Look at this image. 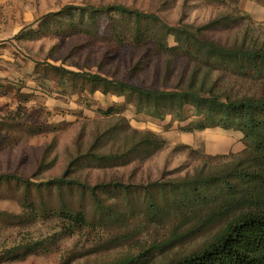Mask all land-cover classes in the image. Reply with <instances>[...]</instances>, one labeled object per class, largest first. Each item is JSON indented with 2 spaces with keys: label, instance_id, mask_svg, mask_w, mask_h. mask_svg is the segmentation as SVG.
<instances>
[{
  "label": "trees",
  "instance_id": "obj_1",
  "mask_svg": "<svg viewBox=\"0 0 264 264\" xmlns=\"http://www.w3.org/2000/svg\"><path fill=\"white\" fill-rule=\"evenodd\" d=\"M239 9L199 26H172L156 14L116 4L60 12L78 33L105 34L121 47H151L164 57L166 74L183 60L186 78L172 89H159L100 72L44 67L43 74L58 77V87L71 96L100 92L123 97L125 103L98 110L101 116L119 117L117 123L93 136L60 176L40 182L0 176V186L15 195L21 210L7 217L21 226L56 223V242L76 232L95 233L96 253L127 247L112 260L95 264H264V23ZM218 29H239L240 36L224 44L207 35ZM22 36L20 31L16 39ZM129 106L161 122L170 118L166 128L177 124L182 134L240 133L243 149L211 155L205 148L180 144L198 163L182 178L147 186L115 179L91 184L88 170L142 163L167 146L161 134L127 124L122 114ZM123 133L133 135L127 147L103 150ZM47 241L24 240L0 252V264L48 251L53 241Z\"/></svg>",
  "mask_w": 264,
  "mask_h": 264
},
{
  "label": "rangeland",
  "instance_id": "obj_2",
  "mask_svg": "<svg viewBox=\"0 0 264 264\" xmlns=\"http://www.w3.org/2000/svg\"><path fill=\"white\" fill-rule=\"evenodd\" d=\"M246 1L226 0L218 4L212 0H0V176L34 177L38 182L58 177L76 154L86 151L93 136L118 121L119 117H104L98 110L124 104L123 97L100 92L93 96H71L69 90L58 87V77L43 74L47 65L100 72L109 78L159 89H172L186 78L183 60L176 61L174 70L166 74L164 57L149 46L121 47L105 34L88 36L78 33L77 29L73 31L68 27L65 13H60L66 7L124 5L156 14L172 26L180 22L199 26L238 7L242 13L249 14ZM253 1L250 15L257 24H262L264 0ZM234 14L242 16L238 12ZM20 31L23 36L17 40ZM207 35L227 44L239 37L240 31L218 29ZM169 43L174 46L175 40L170 38ZM122 116L133 129L161 134L167 146L142 163L88 170L86 179L91 184L115 179L147 186L151 182L182 178L198 163L180 144L217 154L241 147L232 132L206 130L182 134L177 124L166 128L170 118L161 122L136 114L131 106ZM132 139V133H123L109 140L103 150L127 147ZM42 167L47 169L38 174ZM14 196L8 188L0 186V252L24 240L47 239V243H53L48 251L4 264H95L110 261L127 251V247H118L96 253L94 235H91L95 233L87 231L60 235L62 238L56 242L52 237L59 229L51 221L18 225L7 217L21 211ZM143 228L144 232L149 231L148 227Z\"/></svg>",
  "mask_w": 264,
  "mask_h": 264
},
{
  "label": "crops",
  "instance_id": "obj_3",
  "mask_svg": "<svg viewBox=\"0 0 264 264\" xmlns=\"http://www.w3.org/2000/svg\"><path fill=\"white\" fill-rule=\"evenodd\" d=\"M254 5H255V2L253 1V0H247L246 1V6H248L247 8H248V10H247V12H249V14H252L251 13V8H253L254 7ZM246 8V9H247ZM253 16V15H252ZM219 131H221V130H219ZM222 132H227V131H222ZM228 132H232V131H228ZM232 133H234V134H236L237 135V139H238V142H239V144H240V149H238V150H230V151H228L227 153H229V152H238V151H240V150H242L243 149V144H242V142H241V138H242V136H241V134L240 133H236V132H232ZM206 150V149H205ZM206 152L208 153V154H211V155H217V153H210V152H208L207 150H206ZM227 153H225V154H227Z\"/></svg>",
  "mask_w": 264,
  "mask_h": 264
}]
</instances>
